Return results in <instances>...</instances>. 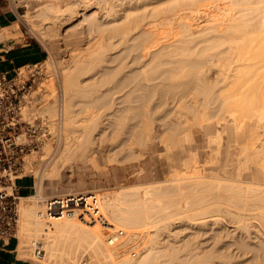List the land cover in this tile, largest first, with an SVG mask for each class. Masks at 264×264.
Wrapping results in <instances>:
<instances>
[{
	"label": "bare ground",
	"instance_id": "6f19581e",
	"mask_svg": "<svg viewBox=\"0 0 264 264\" xmlns=\"http://www.w3.org/2000/svg\"><path fill=\"white\" fill-rule=\"evenodd\" d=\"M21 1L24 3L27 2V3L33 4L34 7L43 5L41 8L42 14L46 15L45 20L47 21L44 24L45 27L43 26L44 28H41L40 30L45 35H54L55 33L58 35H61V34L64 35L66 33V32L64 33L65 26L70 25L76 20H79L78 23H76L75 27L74 25H72L74 27V28L72 27L73 29L70 27L72 31L67 29V32L71 31L70 33L71 35L72 33L73 34L74 33L83 34L84 32L88 34V37H89L88 41L92 43L90 44L91 46L89 45L90 47L88 46L86 47V49L84 48L83 50L73 51L74 53L73 54L71 53L72 56L69 60L73 64L71 63L72 65H69V66L68 65L65 66L63 64L64 67L61 68L62 71L64 72V80L66 82L65 87H66L68 94L71 92V87L69 85L70 75H72L71 79H73V74L71 73H74V74L76 73L74 72V70L72 71L73 69L72 67L76 65L77 63H80L85 58H89V59L94 58L95 60V56H97L98 53L99 55H104L101 53L104 52L103 50H105L106 47H105L104 42H103L104 45H102L103 43L101 42L103 40L100 39L99 33L105 29H108L109 27H112V28L114 27V29H123L122 25L124 24L123 23L124 21H121L122 19L119 17L121 16L119 14L120 11H118L120 10L119 6H122L120 5V2H118L120 0H21ZM173 1L175 0H171V2ZM205 1L206 0H183V3H181L180 1L179 4L181 5L190 4L186 6L188 8L192 6H197V7L190 8L193 11L197 10L198 6L199 8L200 6L201 7L204 6L205 13L207 14V16L205 17V19H207V22H206L207 24L205 23L204 25L208 26V29H204V28L198 29V30L194 29V27L196 28L200 20L198 21L195 20V22L194 20L189 21L194 16V14H191L192 11L190 12V10H186V11H189L190 13L189 14L185 13V15L184 13H181L184 15V16L182 15L181 17V15H177V12H179V10L180 12L181 10L183 11L184 8L181 9V7L180 8L177 7V4L176 5L173 4V6L172 4H170L172 7L168 4L169 9L167 8L165 10L170 11V12L165 14L162 19L160 18L161 20L159 21L161 26L164 25L168 28L159 29L158 25L156 24L157 26L155 25L154 28L152 26H149L150 28L149 27L145 29L142 28L140 30L141 34L139 35V37L141 38L139 40L141 41L138 40V43L136 42L137 44L136 43L134 44L136 47L133 48L132 47L133 45L131 46L133 50H135L136 48L140 50V52L136 50L139 53L135 54L136 55L135 60L132 59L135 63H138V66L135 65L136 67L133 66V68L134 67L135 68L133 70L131 69L132 70L131 75L133 74V76H136V77L132 76L133 79L136 81L134 88H142L141 83L143 81L140 83L139 82L140 79L146 81V83H148L147 86L149 87L151 86L152 80L156 79L158 76L157 78L158 80L157 79L156 80L159 81V75L161 76L163 75V79L161 77L160 78L165 81H159L161 82L160 84L157 83L156 85H154L159 88V90H157V93H159L163 97L168 96V94H170L172 97H177V96L187 97V93L189 94L190 92L192 93L194 92L195 96L197 97H199L200 95L204 96L207 103L209 102V99H211L212 119L216 117V115L220 117V119L222 118L221 120L223 121L225 119V122L222 124V127L224 129L220 125H218V121L220 119L218 121L217 119H215L214 121L212 120V123L209 124L211 125L209 128L210 129L212 128V134L216 135L217 133L216 136L214 135L215 138H212V142H213L212 148L213 150H216L215 155L217 154V156H215L214 154L212 155H214L215 157L219 159V160H217V158L215 159L218 161V163L220 162V165L215 167L214 170L219 169L220 171L219 172H217V170L214 171L216 172V174L214 173L212 174V179L214 180H212V183L210 182V185L207 184L208 182L207 183L203 182V184L205 183L207 184L206 185L207 187L205 188L206 192H204L205 190L202 191L203 194H206V195L204 196L200 195L199 198L197 197L194 200H192L194 204L192 203L193 205L191 204V207L188 205L189 209L187 208V210L191 212H189V214H186L184 216H187L188 220L193 219L191 220L192 224H193V221L196 222L195 221L196 219L203 220L202 218H207L209 216H212V222H214V224L220 223V221L223 218H226V219H229L232 223L237 224V229L245 228L248 231V229H251L249 228L250 226L253 225V228H254V224L256 226L259 224L260 227L261 226L263 227V231H264V0H211V2L209 0V2L211 3L210 5H209V2L205 3ZM167 2L168 1H166V4ZM149 3H150V0H149ZM185 5H183V7ZM206 6L208 7L206 8ZM186 7L185 9H187ZM194 13L196 14L197 11ZM198 13L202 14L201 11H199ZM187 17L188 18L191 17V18L187 20L185 19ZM198 17H199V14H198ZM203 18H200L201 21ZM196 22H197V25H196ZM117 23H119L120 25H118ZM141 24L142 22L138 20L135 21L134 23L131 22L130 27L124 28V29H128L126 31L127 36L129 35L130 31L138 29L141 26ZM204 25L203 26L201 25V26L204 27ZM8 30L9 29H2L0 31V38L8 37L9 32H10V31L8 32ZM124 33L122 35H124ZM66 35L67 33L65 34V36ZM125 35H124V38L122 39H125ZM129 38L131 39L130 36ZM93 42L94 43L98 42L99 44H96V43L94 44ZM101 45L104 47L102 48ZM101 57L102 56H100V58ZM210 59H211L212 64L209 63ZM86 60L88 59H85L84 61L86 62ZM85 62L82 61L81 63L83 64ZM132 64L134 63L132 62ZM211 71H212V74H211ZM129 73L130 72H128V74ZM129 78H131L130 74H129ZM72 83L74 85V82ZM148 87H147L148 91H154V92L156 91L155 89L154 90L153 88L149 89ZM143 88H145V86H143ZM154 92H150V95L151 93L155 95ZM150 95L148 94V96ZM215 103H218L217 106L215 105ZM208 104H210V102ZM46 105L47 104H44L42 107L40 106L42 115L44 112L50 113V112L56 111L53 107L46 106ZM63 107H64V110H63L64 115L63 114L62 115L64 116L63 117L64 119L63 118L62 119L64 120L63 123L65 126V134L64 133L63 134L65 136L62 141L60 151L56 153L57 155L56 158L54 155L53 156L55 158L54 161L50 159L51 161H53V163L52 165L49 164L50 166L48 165V167H50L49 169L47 167V169L49 170L48 174L49 173L52 174L58 171L63 164L68 162L70 159L74 158L76 155L78 156L81 154L80 156H83V155L87 156L93 152H98V153L102 152L101 151L102 149L99 147V145L95 146L94 144L95 139L96 138L99 139L100 137L98 138L97 137L98 135L96 134H95L96 138L92 137L93 131L91 132L86 129L85 131H82V132L78 131L77 133V131L75 130V126H74L75 123L73 124L72 122L73 117L70 112V105H66V108L65 106ZM31 109L28 107V105L24 106V110H23V112H25L24 114H26V116H31V112L33 111V110L31 111ZM52 117L53 116H51V118ZM221 120L219 122H221ZM220 128L222 129V131L226 130V132L225 133H223L224 131L217 132V130H219ZM179 129L177 128L176 131L180 132ZM176 131L174 132L175 134L173 136L171 135L172 138L170 137L171 143L175 146L174 149H176L179 143L182 142L181 139L183 140V138L181 139L179 138V135H178L179 133L177 132L178 133L177 134ZM149 133H150L149 136L150 138H152V140L153 138H155V136H157L151 130L149 131ZM141 134L142 133H140V135ZM225 134H227L226 138L224 137ZM143 135H145V133H143ZM163 135H164V131H163ZM187 136L188 135H186V137ZM182 137H183V134H182ZM148 139H146V136L145 137L143 136L140 141L141 144L147 145V143L149 142V141L147 142ZM166 141L168 142V140ZM140 142L138 141V143ZM145 145H143L144 149L146 148ZM102 147L106 148V144L103 145ZM51 148L52 147H51L50 142L46 141L41 148L42 153L40 152L41 153L40 155H38L39 151L35 150L36 152H38V154L36 153L35 155H33L32 158L29 159L28 163L30 164V166L33 165L35 169V167L36 166L38 167L40 163L46 161L45 160L46 159L45 157H47L46 155L48 154L51 155V152H50ZM147 148L150 150V152L153 150L151 145L149 146V144L147 145ZM180 148L181 146L175 150L174 156L177 157L178 154H179L178 156L181 155L180 153L182 152L183 149L182 148L180 149ZM33 152L31 154H33ZM81 152H84V153H81ZM177 158H180V157H177ZM186 164L187 163H185V166ZM212 171H213V168H212ZM30 172H33L32 169H30ZM42 181L43 180L39 182V185L42 183ZM199 186H202L200 185V182H199ZM198 187L196 191L200 189ZM156 188L154 186L147 187L142 196L141 195L139 196L137 191H134L138 194V196L136 195V198L135 199L133 198L132 200L131 198L130 200L126 199L130 193L128 195L127 194L124 195L125 197H122L123 193H120V192L117 193V195L108 194L106 197H104V200L102 199L104 201L103 211H105V214L107 215L111 214L113 218V219L108 218L109 221L106 222V225H105L106 228L110 229V226L116 227L118 224H120L122 226L133 229L134 226L139 225L138 223L145 222L142 224H144V226L147 227L146 229L144 227L145 233H146L148 230H150L149 227L152 226L153 228L152 233L148 241H146L147 242V244L145 245L146 248L143 247L144 249L143 248H142L143 250L141 249L142 251L139 252L140 253L139 255L137 254L138 256L131 255V256H127L126 258L124 256V258L121 257L123 259L121 262H115L114 260L111 259L113 257L110 256L111 255L109 254L110 252L108 253L110 249L106 246V244L103 241L104 233L101 232V230H98V229L94 230L84 224H81L79 222L72 221V220H64V219L53 220L52 222H50L51 225L42 221L40 219V213L42 211H36V208L32 205L34 203H32L31 205L30 204L28 205L27 203V199L29 198L32 199V197L36 195L22 196L21 198L22 200L21 212H22V220L24 222V225L20 228V232H19L20 233L19 234L20 236V242H19L20 255L22 256L23 251L21 249L23 247L22 244H24L23 242H24V236L26 234V230H30L29 224H32V225H35L38 230H44L47 233L46 234L47 237L44 236L45 238H48V240L45 243L46 249L48 251V254L46 255H50V256H46V257H48V259L50 260L52 256L51 259H57V261H59L61 264H64L65 261H67V263L68 261L73 262V259L80 254L78 250L80 246H85L86 250L88 249V251L91 250L92 254L98 257V259H100L98 261H100L101 264H218V262L219 264H223L225 262L224 258H227V259L232 258L231 256L233 255V251L231 255L230 253L231 250H229L230 254L227 255L228 252L225 253L224 249H223V252L220 251L221 249L220 247L218 248V246H217V249L214 248L215 250L213 251L211 249L209 250V248L208 250L206 248H202L203 246L199 245L198 242L200 240L198 241L197 237L194 239V240L197 239L198 242L195 241L197 243L192 242L193 239L191 241L187 239L183 240V238H181L182 234L180 233L181 232L180 228L173 232H169L167 237L163 238L161 234L162 233L161 229L162 228L164 229V226L161 227L162 225H161L160 220L165 219V217L166 218L168 217L167 221H169V218L171 219V216L173 218L177 214L182 215L183 213L180 207L181 206L183 207V205L185 207V204L183 205L181 204V206H179L181 201L179 200V202H177L178 201L177 199H179L180 196L175 198L176 193H178L177 191L173 195L170 194V192H173L175 189L173 191L172 190L168 191L169 187L168 189L166 187L167 190L163 189L166 192H163V190H161L163 186L160 189H158L159 188L158 187L157 188L158 190H155ZM209 192H212V193L209 194ZM198 193L200 194V192ZM188 195H190V193ZM192 198H193V195L191 199ZM184 199H188V198H184ZM184 210L187 211L186 209ZM186 213H188V211ZM178 215H177V218H178ZM251 220H256L257 224ZM35 222L36 224H34ZM158 222H160V225H158L159 224ZM207 222L208 221L205 220V222L202 223V227L203 225L205 226ZM162 224H164V222ZM166 224H164L165 227H166ZM221 225H222V221H221ZM245 229H243V231H245ZM247 231L246 233L250 235L251 233L250 230L248 232ZM252 231L255 232V230H252ZM259 231L261 233L262 229L258 230V232ZM40 232H43V231H40ZM137 233H139V231L138 232L134 231L133 234L135 235V237L139 235ZM41 234L43 235V233ZM67 236L73 238V240L75 241L74 244L76 243L75 244L76 246L73 247V249L71 248L70 250H67L65 248H64L65 250H62L60 249L61 247H59L61 245V242L63 241V240L61 241V239L62 237H67ZM261 236H264V235L261 234ZM130 237H133V236L130 235L129 238ZM125 241H122V242L124 243ZM203 241L202 242L200 241V243H203ZM123 243L122 244L119 243L117 247H119L120 249V247L125 245ZM203 244H206V243H203ZM117 247L114 249L116 250ZM114 249H111V251L112 250L114 251ZM258 250L260 251V249ZM262 250H264V248H262ZM114 253L117 254V252H114ZM182 253L185 257L181 256ZM127 254L129 255V253ZM114 257L116 258L115 254H114ZM196 257H199V259ZM237 257H240V256H237ZM195 258L198 260H195ZM217 258L219 259V261H217L218 260ZM221 259L222 260L224 259V260L222 261ZM259 259H258L259 262H256L254 264H264L263 257H260ZM226 262H228V260H226Z\"/></svg>",
	"mask_w": 264,
	"mask_h": 264
},
{
	"label": "rangeland",
	"instance_id": "374dc122",
	"mask_svg": "<svg viewBox=\"0 0 264 264\" xmlns=\"http://www.w3.org/2000/svg\"><path fill=\"white\" fill-rule=\"evenodd\" d=\"M13 1H14L15 6L18 8L21 22L19 23L20 28L16 30V33H14V34L9 33V35H13L14 37H17V38L24 37V38H27V40L36 41V42L40 43V45L43 47V49L46 52L45 58L42 60V62L37 67L38 73H36V80H35V83L33 84L32 88H30V93L28 95L29 99L27 98V101L25 102L26 103L25 106L28 105V107L30 109L32 108L31 111L32 110L33 111L31 112V116H33L36 113L35 115H37L39 117L49 118L51 121V129L53 130V134H54L53 139L47 140L48 142H50L52 148L50 149L51 155L48 154V155H46L47 157H45L46 161L40 163V165L38 167L36 166L37 168L35 167V169H34L33 165L30 166L28 161L30 158L33 157V155H35L36 153L38 154V152L35 151V152H33V154H31L27 157L25 169L26 170L32 169V171H33V172H30L31 175L28 176V178H29L28 181L33 183V191L30 195H36V196H33L32 199L31 198L27 199L28 205L29 204L31 205L32 203H34L32 205L36 208V211H43L44 201H45V199H47L50 196L59 195V194H67V193H78V192H85V191H96L100 194V196L103 200H104V197H106L108 194H113V195L116 194L117 195V193L120 192V193H123L122 197H125L124 195H126V194L128 195L130 193L128 195V197L126 196L127 197L126 199L130 200V198H131V200H132L133 198L135 199L136 195L138 196V194H139V196L140 195L142 196L147 187L154 186L155 188L159 187L158 189H160L163 186V188H161V190H163V189L165 190L166 187L168 189V187H169L168 191L169 190L173 191L175 189L173 192H170V194L173 195L176 193V191L178 192V193H176L175 198L180 196L179 199H177L178 200L177 202H179V200L181 201L179 206H181V204L182 205L185 204L186 208L184 207V205H183V207L182 206L180 207L183 214L182 215L177 214L178 218H177V215H175V216L173 215L174 217L172 218V216H171V219L169 218V221H167L168 217L167 218L165 217V219L160 220L161 225H162L161 227L164 226V229H165L164 230L162 228L163 231L161 229V232H162L161 234H162L163 238L167 237L169 232H173V231L180 228L181 229L180 233L182 234V235L181 234L180 235L182 236L181 238H183V240L187 239V240L191 241L192 239L194 240L197 237L198 241L200 240L201 242L205 239L203 241V243H206V244L200 243V241L198 242L197 239L194 241L192 240V242L197 241L200 246L201 245L203 246L202 248H206L207 250L209 248V250L211 249L213 251V250H215L214 248L217 249V246H218V248L220 247V249H221L220 251L223 252V249H224L225 253L228 252L227 255L230 253L232 255V251H233V255L231 256L232 257L231 259L230 258L229 259L224 258L225 260L223 259L225 262H226V260H228L229 264H240V263L241 264H254L256 262H259L258 259L260 257H263V260H264V250H262V248H264V241H263L264 236H261V234L264 235V231H263V227L261 226L262 227L261 228L259 226V224L257 226L254 224L255 229L253 228V225L250 226L249 228H251V229H248V231L250 230L251 233L249 232L250 235H248V233H246L247 230L245 228H241L242 230L240 228L237 229V224L232 223L229 219H226V218H223L221 220L222 225H221V221H220V223L214 224V222H212V216H209L210 218L207 217L208 219L202 218L203 220H201V219L195 220L194 219L196 222L193 221V224H194L193 225L192 221H191L193 219L188 220L187 216H184L186 214H189V212H191V211L187 210V208L189 206L191 207V204L193 203L192 200H194L197 197L199 198L200 195L201 196L206 195V194H203L202 191L205 190L204 192H206V189H205L207 187L206 185L207 184L210 185V182L212 183V180H214V179H212V174L213 173L216 174V172H214V171H216V170H217V172L220 171L219 169L214 170L215 167L220 165V162L218 163L217 160H219V159L217 157H215V156H217V154L215 155L216 150H213V148H212V143H213L212 138H215L217 133H216V135L212 134V128L211 129L209 128L211 126L209 124L212 123V120L214 121L215 119H217V121H218L220 119V117H218L216 115V117L213 116L214 118L212 119L211 99H209L210 104H208L209 102L208 103L206 102L204 96L200 95L199 97H197V96H195L194 92L193 93L190 92L189 94L187 93V97L186 96H184V97H182V96L172 97L170 94H168V96L163 97L162 95L157 93V90H159V88L154 86L157 83L160 84L161 82H159V81H165V80H162L163 75L162 76L159 75V81H157L158 76L156 75L157 78L156 77L155 78L157 80L156 79L152 80L151 86H149V87L147 86L148 83H146V81L140 79L141 80V81L139 80L140 83L143 81L141 83L142 86L140 84V86L142 88H134L136 81L133 79V77H136V76H133V74L131 75V71L136 67L135 65L138 66V63H135L132 59L135 60V56H136L135 54H138L140 52V50L137 48L135 50H133V48L136 47L134 44L136 42L138 43V40L141 38V37H139V35L141 34L140 30L142 28H144V29L148 28L149 26H152L154 28L156 24L158 25L159 29L168 28L164 25L161 26L160 22H159L165 14L170 12V11H166L165 9H167V8L169 9L170 4H172V6H173V4H175V5L177 4V7H179V8L181 7V9L182 8L185 9V7L190 5V4H188V5L179 4L180 1H181V3H183V0H180V1L175 0L173 2H171V0H165V1L164 0H150L151 4L149 3V0H145V2H144V0H125V1L120 0V1H118V2H120V5H122V6H119L120 10H118V11L122 12V13L119 12V14L121 15L119 17L122 19L121 21H124L123 22L124 24L122 25L123 29H114V27L113 28L109 27L108 29H105L99 33L100 39L103 40L101 43L104 42L105 47H106L105 50L102 49L104 52L101 53V51H100V53L104 54V55H99V53H98L99 56L98 55H97L98 57L95 56V60H94V58H90V59L85 58V59H88V60H86V62L84 61L85 59H83V60L81 59L85 63L82 64L81 63L82 61H81L80 63H77L78 65L76 64L72 67L73 68L72 71L74 70V72H76V73L75 74L71 73V74H73V79H71L72 75H70V84L69 85L71 87V92L69 93L70 94L69 95L67 93V90L65 87L66 82L64 80V72L62 71L61 68H63L64 65L69 66V65L73 64L72 62L69 61L72 54L74 53L73 51L83 50L84 48L86 49V47H88L90 44H92L91 42L88 41L89 40L88 34L85 32L83 34H76V33H74V34L72 33V35L70 34L72 31L71 28L73 27L72 25H74V27H75L76 23H78V21H79V20H76L73 23H71L70 25L65 26L64 33L65 32L67 33L66 36H65L66 33L64 35L63 34L58 35L56 33L54 35H45L40 30L41 28L45 27L44 24L47 21V20H45L46 15L42 14L41 8L43 5H40L41 7L40 6L34 7L33 4H30L27 2L24 3L21 0H13ZM153 1L154 2L157 1V2L154 3ZM166 1H168L167 4H166ZM169 1H170V3H169ZM126 2H127V4H126ZM206 2H209V0H206L205 3ZM210 2H211V0H210ZM210 2H209V5L211 4ZM184 3H185V1H184ZM183 5H185V6L183 7ZM208 6H206V8ZM164 7H166V8H164ZM192 7H197V6H192ZM192 7H189V8L186 7L187 9H185V10L183 9V11L181 10V12H180V10H179V12L176 11L177 15H181V17H182L183 14H181V13H184V15H185V13L189 14L192 11L191 14H194V16L189 21L194 20V22H195V20L196 21L200 20V22L202 23L201 24L200 22H198V25H197V22H196L197 26H196V28L194 27V29H196V30L203 29V28L208 29V26L204 25L207 22V19H205V17L207 16V14L205 13V9H204L205 7L200 6V8L203 11L199 8V6H198L197 10L193 11L192 9H190ZM186 10H190V12L186 11ZM196 11H197V13H196L197 16L194 13ZM199 11H201L202 14L198 13ZM127 12H128V14H127ZM198 14H199L200 18H203V16L205 15L203 18L205 20V22L203 19H202L203 22L201 21V19L198 17ZM200 15H202V16H200ZM190 18L187 17L185 19L188 20ZM137 20L142 22L141 26L136 30L130 31L129 35L127 36L126 31L128 29H124V28L130 27V23L131 22L134 23ZM154 22H155V24H154ZM148 23H149V25H148ZM117 24L120 25L119 23H117ZM117 24H115V25H117ZM201 25L202 26L204 25V27H202ZM144 26H146V27H144ZM198 26H200V27H198ZM67 29H69L71 31L68 30L69 32H67ZM122 31H123V33L125 31L124 35L126 34L125 39L127 40V38H128L127 41L125 39H122V38H124V35H122L123 34ZM129 36L131 37V39L129 38ZM139 41H141V40H139ZM95 43L99 44L98 42H95ZM104 43L102 45H104ZM103 47L104 46H102V48ZM136 50L139 52H137ZM100 56H102V57L100 58ZM211 59H210L209 63L212 64ZM132 62L134 64H132ZM133 66H135V67L133 68ZM32 70L33 69H31L29 64H27V63L20 68L21 74L26 76V77H28L31 74ZM128 72H130L129 74H130L131 78H129ZM211 74H212V71H211ZM71 81L74 82V85ZM143 86H145V88H143ZM146 86L149 89L153 88V90L155 89L156 91L155 92L154 91H148ZM44 89H46V90H44ZM36 92H38V93H36ZM72 92H73V94H72ZM150 92L155 93V95L153 93H151V95L154 97H152L150 95ZM147 93L151 97L148 96ZM192 95L194 96V98ZM165 99H166V101H165ZM194 102H196L197 104ZM204 102H206L208 105ZM44 104H47L46 106L53 107L56 111L50 112V113L44 112L42 115L40 108ZM217 104L218 103H215L216 106H217ZM66 105H70V112H71L72 117H73L72 122H73V124L75 123L74 126H75V130L77 131V133H78V131L79 132L85 131V129L89 130L91 132L93 131L94 134L92 133V135H93L92 137L96 138L95 137L96 135H98L97 136L98 138L100 137L99 138L100 140L97 138H96L97 140L95 139L94 144H95V146L99 145V147L102 149L101 150L102 152H99V153L93 152L87 156L83 155L84 157L80 156L81 154L78 156L76 155L74 158H72L73 160L70 159L68 162L65 163L66 165L63 164L64 166L62 165L60 167L59 170H61V171L58 170L52 174H50V173L48 174V172H49L48 169L50 168V167H48V165L49 164L52 165L54 159L57 156L56 153L58 151H60L62 141H63L64 136H65L64 135L65 134V126L63 123L64 122V120H63L64 119L63 118L64 117L63 116L64 115L63 114L64 107L63 106H65V108H66ZM187 105H188V107H187ZM23 110H24V108H23ZM55 112H57L58 114ZM182 115H184V116H182ZM25 116H26V114H25ZM51 116H53V117L51 118ZM126 120H128V121H126ZM219 121H218V125H220L222 127V124L225 122V119H224V121L223 120H221V122H219ZM184 123H186V124H184ZM174 125L176 126V128ZM97 126H99L101 129ZM102 127H104V128H102ZM151 128H153V129H151ZM167 128L168 129L170 128V129L168 130ZM177 128L178 129L180 128L179 129L180 132L176 131ZM103 129H104V131H103ZM155 129H157V130H155ZM150 130L153 131L155 133V135H157V136H155V138H153V140L149 136ZM174 130L176 131V133L177 132L179 133V134L178 133L177 134L179 135L180 139L183 138V140L181 139V141L183 143L180 142L178 145V147L181 146V148L183 150L180 153L181 154L180 156H178L179 154L177 155V157H180V158L182 157L181 159L174 156L175 150L178 149V147H176V149H174L175 146L171 143V139H170L171 135L173 136L175 134ZM147 131L149 134L147 133ZM163 131H164V135H163ZM218 131L221 132L222 129L220 128L219 130H217V132ZM98 132L101 134H99ZM181 132L183 134V137H182ZM225 132H226V130L223 133H225ZM140 133H142V134L140 135ZM143 133H145V135H143ZM146 133L148 134V136ZM186 135H188V136L186 137ZM226 135L227 134H225V136H224L225 138H226ZM108 136H109V138H108ZM143 136L144 137L146 136V139L149 138L147 140V142L148 141L149 142L148 143L146 142V143H147V145L149 144V146L151 145V147L153 149L151 151L152 153L147 148V145L141 144L140 141H141V138ZM162 136H164V137H162ZM143 139H145V138H143ZM161 139H163V140H161ZM98 140L101 143V145L98 142ZM150 140H152L153 142ZM166 140H168V142ZM133 141H134V143H133ZM138 141L140 143H138ZM161 141H163V142H161ZM102 144L103 145L106 144V148L105 147L103 148ZM143 145H145L149 151L146 148L144 149ZM41 148L39 150H37V151H39L38 155H40L42 153ZM141 151H143V152H141ZM81 153H84V152H81ZM212 154H214L215 156ZM54 155H55V158L53 157ZM216 158H217V160H215ZM50 159H52L53 161H51ZM173 159H175V160H173ZM48 160L50 161V163ZM185 163H187L186 166H185ZM47 167H48V169H47ZM212 168H213V171H212ZM41 180H43L44 187H43L42 191L41 190L38 191V184ZM199 182H200V185H202L204 187L199 186ZM203 182H206V183L208 182V183L203 184ZM195 185L196 186L198 185L199 187L198 186L197 187L200 188L201 191H200V189H198V191H196L197 187ZM171 187H172V189H171ZM173 187H175V188H173ZM157 188L155 190H158ZM192 189H193V191H192ZM164 190H163V192H166ZM134 191H137L138 194ZM195 192H197V193H195ZM198 192H200V194ZM201 192H202V194H201ZM189 193H190V195H188ZM210 193H212V192H209V194ZM207 194H208V192H207ZM30 195H27V196H30ZM187 195H188V197H187ZM192 195H193V198L191 199ZM184 198H188V199H184ZM189 202H190V204H189ZM102 203L104 204V201ZM184 209H186L188 211V213H186L187 211H185ZM105 210H106V208H105ZM106 212H107V210H106ZM36 214H37V212H36ZM108 214H109V212H108ZM109 216H110V218H112L111 214ZM180 216H181V218H180ZM179 220H181V221H179ZM197 220H198V222H197ZM205 220L208 221L206 223L208 226L204 223L205 226L203 225V227H202V223L205 222ZM42 221H44V220H42ZM162 221L164 222V224L168 223L169 225L166 224V227H165V225L162 224L163 223ZM251 221H254V223H256V220H251ZM44 222L51 225L50 222H47V221H44ZM142 223H145V222H142ZM142 223H138L139 225L134 226V228H133L134 230L132 228H128V227H125V226L118 224V226H121L127 230V235L122 240V241H125V240L126 241L124 243L123 242L120 243V244H122V243L125 244L122 247H120V249H119V247H117L116 250L113 248L114 251L113 250L111 251V249H110V251H108L109 249L107 250L108 253L110 252L109 253V254H111L110 256L113 257V258H111L112 260H114L115 262H121L123 260L122 258H124V256H125V258L127 256H131V255L134 256L133 255L134 249H136L138 251L137 254L139 255L140 254L139 252H141L144 248H146L145 247V245L147 244L146 241H148V239L152 233L153 228H152V226H150L149 227L150 230H148L145 233V229L147 227H145L144 224H142ZM158 223L157 224L160 225V222H158ZM190 223L192 226L190 225ZM197 223H199V224H197ZM34 224H36V222ZM23 225H24V222H23V220H21V223L18 227V236L20 234L19 233L20 228ZM29 226H30V228H29L30 230H26V234L24 236V242L23 243L25 245L22 244L23 245V247L21 249L23 251L22 256H24V258H26L28 260V263H30V264H41V262L34 256L33 241H38L42 245L45 253L48 254V251H47L46 246H45V243L48 240V238L44 237V236L47 237V235H46L47 233L44 230H38L35 225L29 224ZM144 227H145V229H144ZM258 227H259V229H258ZM31 228H33V229H31ZM158 228H159V226H158ZM187 228H189V229H187ZM243 229H245V231H243ZM261 229H262V232L261 233H260V231L258 232V230H261ZM252 230H255V232H253ZM40 231H43V232H40ZM134 231H137V232L139 231V233H137V234H139L140 236L136 234L137 236L135 237V235L133 234ZM231 231H233V232H231ZM182 232H184V233H182ZM41 233H43V235ZM252 233H254V234H252ZM203 234H204V236H203ZM238 234L239 235L241 234V235L239 236ZM130 235L133 237L129 238ZM143 235H145V236H143ZM199 235H201V236H199ZM231 236H233V237H231ZM69 238H71V237H69V236L62 237L61 241L62 240L63 241L61 242V245L59 246V247H61L60 249L70 250L71 248L73 249V247L76 246L75 245L76 243L74 244L75 241L73 240V238H71V239H69ZM19 239H20V236H19ZM44 239H45V241H44ZM127 240H129V241H127ZM218 240H219V242H218ZM70 241L73 243H71ZM245 241H246V243H245ZM197 242H195V243H197ZM64 243H66V244H64ZM70 243H71V245H70ZM230 243H232V244H230ZM241 244H243V245H241ZM133 245L136 247H134ZM221 245L223 248L221 247ZM228 247H230V248H228ZM239 247H241V248H239ZM81 248H82V250H81ZM83 248H84V250H83ZM106 249H107V247H106ZM258 249H260V251ZM78 250H79L80 254L78 256H76L77 259L75 257L73 259V262L68 261V263H67V261H65L64 264H69V262H70V264H76L77 262H78L77 264H101L100 261H98L100 259H98V257L93 255L91 250L90 251H88V249L86 250L85 246H80ZM229 250H231V252ZM114 252H117V254ZM256 252H257V254H256ZM127 253H129V255ZM114 254H115L116 258L114 257ZM138 255H136V256H138ZM46 256H50V255H46ZM181 256L185 257L183 255V253L181 254ZM237 256H240V257H237ZM256 256H258V257L260 256V257L258 258ZM119 257L120 258L122 257V258L120 259ZM199 257H196V258L199 259ZM46 258L48 259V257H46ZM51 258H52V256H51ZM51 258H50V261L52 260V262H54L56 264H61L59 261H57V259H51ZM196 258H195V260H198ZM238 258H240V259H238ZM182 259H184V258H182ZM193 259H194V257H193ZM229 260H231V261H229ZM217 261H219V259ZM225 262L223 264H228V262H226V263ZM218 264H219V262H218Z\"/></svg>",
	"mask_w": 264,
	"mask_h": 264
},
{
	"label": "built area",
	"instance_id": "2783aa9c",
	"mask_svg": "<svg viewBox=\"0 0 264 264\" xmlns=\"http://www.w3.org/2000/svg\"><path fill=\"white\" fill-rule=\"evenodd\" d=\"M27 64L33 69L28 77L21 74L20 68L24 65L14 73L0 76V243L11 238L20 242L18 227L22 220V195L18 180L31 175L30 170L25 169L27 157L48 139L54 138L49 118L25 116L23 112L40 63ZM108 218L103 211L102 198L96 191L50 196L45 199L40 213V219L47 222L72 220L101 230L104 243L113 249L126 237L127 230L118 225L106 228ZM33 245L34 256L41 264H56L46 258L38 241H33ZM137 253L134 249L133 255Z\"/></svg>",
	"mask_w": 264,
	"mask_h": 264
},
{
	"label": "crops",
	"instance_id": "0c3cea01",
	"mask_svg": "<svg viewBox=\"0 0 264 264\" xmlns=\"http://www.w3.org/2000/svg\"><path fill=\"white\" fill-rule=\"evenodd\" d=\"M20 22L19 11L14 1L0 0V31L9 29L8 32L14 34L20 28ZM45 56V50L36 41L27 40L24 37L17 38L13 35L0 38V76L4 73H14L18 67L26 63H41ZM28 180V177L18 180L20 195L22 196L30 195L33 191V183ZM43 187L42 181L40 185L38 184V191H42ZM0 264L30 263L24 256L20 255L19 243L11 238L0 243Z\"/></svg>",
	"mask_w": 264,
	"mask_h": 264
}]
</instances>
